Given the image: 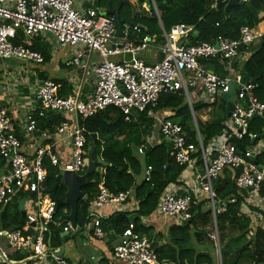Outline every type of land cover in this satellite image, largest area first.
<instances>
[{
	"label": "built area",
	"instance_id": "2783aa9c",
	"mask_svg": "<svg viewBox=\"0 0 264 264\" xmlns=\"http://www.w3.org/2000/svg\"><path fill=\"white\" fill-rule=\"evenodd\" d=\"M152 9L159 15L155 0L143 4L145 12L150 14ZM115 31L114 16L105 9L85 6L76 0H0V60L44 64V55L34 50L33 45L39 37L48 42L52 37L62 47H80L66 59L65 67L79 69L94 84L91 92L80 90L64 97L60 94V85L53 79L37 80L33 90L30 85L28 95L35 98L37 105L24 108L19 124L9 108L0 103V156L6 159V169L0 174V208L21 192L35 195L26 206V220L21 227L13 231L0 229L11 247L29 251L23 264H76L63 254L58 255L59 249L54 251L46 242L49 223H57L56 202L46 187L48 169L52 166L58 170L85 172L88 132L83 122L109 107L118 108L127 121L135 113L143 112L154 118L162 138L170 146L169 155L176 162L189 166L195 159L201 160L203 174L198 175L195 187L187 190L182 184L171 185L160 195L155 211L149 216L150 222L163 216L173 224L186 223L193 217V198L202 200L203 197L212 210L218 238L216 216L226 209V202L218 201L214 181L230 169L236 186L245 192L241 212L252 219L249 236L254 235L257 226L264 228V196L260 193L264 181V167L260 165L264 163L254 158L264 152V143L249 147L245 155L238 152L235 143L246 136L254 144L258 140L259 134L252 132L250 126L252 119L264 115V101L255 94L256 84L244 81L232 68L236 59L241 61L243 51L249 54L246 50L263 36V31L257 26H243L238 38L219 35L211 42L193 44L190 37L195 34V27L176 24L164 31L163 43L154 49L156 59L150 62L143 57L152 47L150 35L141 41L131 40L129 33L139 32L140 27L126 26V36L114 42ZM85 48L98 55L95 63L85 59ZM160 51L164 58L158 62ZM127 53L132 54L131 60L125 59ZM215 57L226 61L230 75L220 76L203 63ZM23 70L18 72L22 74ZM25 81L28 82V76ZM231 82L239 88L237 102L223 134L213 138L211 144H204L195 116L198 144L188 140L182 124L154 110L164 93L182 92L191 108L195 97L214 104L228 91ZM49 112L63 118L54 129L40 125L39 119ZM60 146L69 148V160H63ZM152 171V166L146 167L143 178L149 181ZM131 199L132 206L138 207L134 188L114 192L102 179L91 207L93 216L87 225L95 237H106L100 210L110 205L119 209ZM237 199L233 196L229 202ZM72 230L68 222L64 231ZM113 255L121 264H174L160 259L152 239L136 232L132 226L119 235ZM216 261L222 264L219 242Z\"/></svg>",
	"mask_w": 264,
	"mask_h": 264
},
{
	"label": "trees",
	"instance_id": "16d2710c",
	"mask_svg": "<svg viewBox=\"0 0 264 264\" xmlns=\"http://www.w3.org/2000/svg\"><path fill=\"white\" fill-rule=\"evenodd\" d=\"M119 0H96L94 7L105 9L115 8ZM148 0H137L138 6L143 10V4ZM157 8L166 31L176 24L193 25L197 33L191 35L190 42L193 44L211 42L219 35L229 38H238L243 26L254 27L264 20V0H238V3L225 11L227 1L220 8L214 7L216 0H155ZM149 14L143 10L138 14L136 21L144 26L137 33H129V39L141 41L146 35L153 36L157 32V39H164L162 30L152 28L158 22L157 13L152 9ZM120 19L125 23L132 15L131 6L123 3L120 9ZM146 27V28H145ZM20 43V41H18ZM52 44L43 38H37L33 49L44 55L45 62L51 60ZM249 56L244 61L236 62L232 68L239 72L244 81H256L255 94L264 101V34L260 40L248 47ZM210 70L220 76L229 73L226 61L219 57L203 60ZM60 85V94L64 97L73 93L74 85L65 79H55ZM212 108L211 118L208 121L197 120L198 128L205 145L221 136L226 128L228 119L226 101L208 104L195 102L193 110L199 112L203 109ZM163 109L175 111L170 117L183 125L188 133V140L198 144L197 131L194 125V116L191 107L182 92L164 93L159 98L155 111ZM63 118L60 114L46 113L39 119L42 127L52 129L58 125ZM83 124L87 129L85 149L90 144L92 133H103L109 137L105 141H97L95 156H101L109 163V166L101 165L100 170L90 173L89 183L83 188L86 197L78 203V230L77 235L84 236L87 225L91 221V207L99 192L100 183L105 179L106 186L114 191H126L135 189V198L139 200V207L135 210L114 211L107 218H102V226L106 236L116 240L128 227L132 226L136 232L147 235L152 239L153 247L156 249L160 259H165L174 264H217L216 256L211 251L199 250L194 242L214 247L215 240L211 232L214 230V217L206 199L197 200L193 198L192 213L190 221L172 224L168 233L157 231L153 223H146L144 219L155 211L160 195L171 185L179 183V178L185 169V165L176 162L170 157L169 144L163 139L162 142L146 148V137L152 134L154 119L147 116L146 112L138 113L137 118L127 121L123 113L116 107H109L96 115L87 118ZM264 117L259 116L252 119L250 130L259 133L264 138ZM238 152L245 155V151L252 145V139L248 136L235 140ZM139 149L143 150L139 153ZM258 163H264V153L254 157ZM6 163V159L0 156V167ZM201 163V160H198ZM152 166V177L149 181L139 179L146 167ZM59 170L49 167L46 181L47 190L56 183ZM84 173V172H83ZM218 201L226 202V209L216 216L217 234L220 243L222 264H264V228L259 225L255 233L249 236L252 227V219L241 212L245 200V192H241L236 186L234 173L226 169L222 176L214 181ZM66 189L58 188V195L62 197ZM261 195L264 196V181L261 187ZM20 193L12 198L5 207L0 210V228L9 229L19 227L25 223L19 209L20 201L26 196ZM236 196L237 202H229ZM66 207H61L55 214V222L49 223L46 233V242L56 250L69 237H62L61 233L67 223H58L60 215ZM68 211L70 210L67 207ZM264 216V211L262 212ZM60 251V249H59ZM59 251H56L58 253ZM28 257L25 250H16L9 259L20 262ZM106 261V259H104ZM0 264H10L2 262ZM77 264H82L78 262Z\"/></svg>",
	"mask_w": 264,
	"mask_h": 264
},
{
	"label": "crops",
	"instance_id": "0c3cea01",
	"mask_svg": "<svg viewBox=\"0 0 264 264\" xmlns=\"http://www.w3.org/2000/svg\"><path fill=\"white\" fill-rule=\"evenodd\" d=\"M76 1L77 3H80L85 6H94V3L96 2V0H76ZM130 1L133 4L135 3L134 5L136 7L138 6L137 0H130ZM157 16H158V22L154 23L152 28L155 29V32H156L157 27H158L160 30H162V35L164 37V31H166V29L163 25L160 12H159V15ZM257 28L263 31V34H264V20H262L257 25ZM150 37L153 40L151 44L152 47L149 49L148 52H145V54L150 55L151 57L150 60H147L148 58H145L143 55V57L148 62L154 61L156 59V56L154 55V49L155 47H158L163 43V40L159 42V40L157 39V32L153 36H150ZM258 41H256L255 43H257ZM50 43L52 44V47H51L52 58L50 61L45 62L44 64L26 65V63H22L16 59L0 60L1 62L0 63V103L5 104L9 108V112L17 124H19L20 121L23 120L24 108L27 109V108L35 107L37 105L35 98H33L32 96L30 97L28 96L30 94V88L32 90L34 89L35 83L37 80L43 81L46 79H53L55 81V79H65L66 81L74 85L73 93H71L70 95H75L76 92L80 90L84 93L91 92L94 88L93 81L89 77V75L87 76V74L85 73L86 75L84 76L81 73V71L77 68H66L65 67L64 62L66 61V59H69L70 57H72L74 53L80 49V47H70V46L62 47L58 45L52 39V37H51ZM246 51H248V49ZM241 55H242L241 61L246 60L249 56V54L245 53L244 51L242 52ZM85 59L90 60L91 63H95V61L98 60V55L95 52L87 51ZM236 60L239 61L240 58ZM22 69L24 70L22 74H20L18 71ZM28 69L30 70L29 73H28ZM64 70L66 71V73L64 72L65 74L61 76L60 72ZM230 74L231 72L229 71V73L226 75H230ZM27 76H28V82L25 81V78ZM221 99H223L222 96L219 97L216 103H219ZM199 101H200L199 98L197 97L194 98V103L199 102ZM226 105H227V102H226ZM191 110L196 120H201V121H208L212 116L211 113L213 112L211 111L212 110L211 107L208 109H203L199 112H195L193 108H191ZM155 112L156 114L157 113L164 114L165 116H168V117H173L175 115V111H171L167 109H163L161 111H155ZM137 114L138 113H135L132 118L136 119ZM263 130H264V126H263ZM162 140L163 138L159 131L158 124L154 119L152 134L146 137V143L148 142L152 146V145L162 142ZM98 141H105V140H98ZM211 143H212V140H211ZM260 143H264V138L259 137L258 140L255 142V144L252 143L251 146L253 145L257 146ZM144 145L146 144H143V146ZM58 149L63 157V160H66V161L69 160L70 158L69 148L60 146L58 147ZM139 153H142L141 149H139ZM185 166L186 167L179 178V183L177 184H182L184 188H186L187 190H191L192 188L195 187V182L197 180V177L199 174H202L203 168H202L201 163H198L197 159H195V161L192 162L191 165L189 166L185 165ZM5 167H6V163L3 164L2 167H0V174L6 169ZM49 167H52V166H49ZM100 168H101V165L99 166L98 170H100ZM141 177L143 178V175ZM21 193H26L27 195L25 197H29L31 195L27 192H21ZM33 198L34 197L28 199L25 203L24 210L26 214H27L26 206ZM132 202L133 200L131 199L130 201L123 203L121 208L119 209H116V207L113 205L105 206L100 210L102 217L107 218L109 215H111L114 211H117V210L131 211V210L137 209L139 207V204L136 205L138 207H134L132 206L133 205ZM6 205L4 204L2 206L5 207ZM65 211L69 212L67 207L64 209L63 212ZM144 222L149 224L150 217L145 218ZM151 223H153V225L157 228V231H162L164 233H168L170 226L173 224L169 218H165L163 216L156 217ZM117 242H118V238L114 240L108 236L104 238L95 237V235L92 232V229L90 227H87V230L84 232V236L77 235V232L73 230L70 231L68 239L62 245H60L57 249H61V247L64 246L65 249H64L63 256L70 259L72 262H75L76 264L78 262H81L83 264V262L85 261V247H89L90 250L94 253L96 252L99 253V258H100L98 261L99 264H121L117 259L114 258V255H113V248ZM16 250H20V249H15L14 247H11L9 245L8 238L3 233L0 234V263L10 261L12 262L11 264H23L24 260L20 262H16L14 260L9 259V256L13 254ZM25 251L28 254L29 251L28 250H25ZM104 259H106V261Z\"/></svg>",
	"mask_w": 264,
	"mask_h": 264
},
{
	"label": "water",
	"instance_id": "95a60500",
	"mask_svg": "<svg viewBox=\"0 0 264 264\" xmlns=\"http://www.w3.org/2000/svg\"><path fill=\"white\" fill-rule=\"evenodd\" d=\"M227 1V4L225 6V11L228 12L229 8L236 5L238 3V0H216V4L214 7L220 8L221 4ZM123 3H128L131 6L132 9V15L129 17L127 22H123L120 19V9ZM149 3V2H148ZM108 14L114 16L115 18V36L113 38L114 42H117L118 40L124 38L126 36L125 28L126 26L131 27H143L142 24H139L136 21V17L138 14H143V10L139 11L137 10V7L130 1V0H119L116 7L113 9H109ZM146 28V27H145ZM195 33H197V30H195ZM88 51L89 49L86 48ZM90 51V50H89ZM132 54L127 53L125 55L126 60H131ZM164 58V53L162 51L159 52L157 61L161 62ZM236 63L234 64V66ZM250 82L253 84H256V81L253 79ZM239 93V88L236 86L234 82H231L229 85L228 91L224 92L222 97L227 102L226 110L228 117L231 116L232 111L235 108V103L237 102V97ZM113 135L106 137L103 135V133H92L90 136V144L87 147V157H86V170L84 173H78L76 171L71 170H64L60 169L57 176H56V183L51 188L50 193L52 195V198L56 202V211L57 213L61 207H69V212L65 211L63 212L59 219L58 223H68L71 222V226L73 231L77 232L78 230V203L80 200L84 199L86 197V192L83 190V188L89 183V175L92 172H95L98 170L100 165L103 166H109V163L105 161L101 156H95V150H96V143L98 140H108L109 138H112ZM254 143V141H252ZM150 143H146L145 149L150 148ZM255 155V153H253ZM262 168L264 165H260ZM203 174V171H202ZM60 186H63L66 191L62 197L58 195V188ZM34 197V194L32 193L29 197H25L20 201L19 209L22 210L23 217H26V212L24 210L25 203L28 199ZM18 227L9 228V231H13ZM69 232L64 231L61 233L62 237L68 236ZM65 247L62 246L60 251L57 253L58 255H62L64 253ZM99 253L92 252L89 247H85V261L83 264H99ZM8 263H12L8 261Z\"/></svg>",
	"mask_w": 264,
	"mask_h": 264
},
{
	"label": "rangeland",
	"instance_id": "374dc122",
	"mask_svg": "<svg viewBox=\"0 0 264 264\" xmlns=\"http://www.w3.org/2000/svg\"><path fill=\"white\" fill-rule=\"evenodd\" d=\"M135 4V3H134ZM150 7V4L148 5V8ZM137 10H139V11H142L141 10V8H140V6H137ZM144 57L145 58H148L147 60H150V55L149 54H145L144 55ZM1 63V62H0ZM229 71V70H228ZM66 73V71L64 70V71H62V72H60V75L61 76H63L65 73ZM142 177H140L139 179H141ZM201 199H203V197H201ZM211 234H212V237H213V239L215 240V246L214 247H210V246H205V245H201V244H198V243H196V242H194V244L196 245V247L199 249V250H207L208 249V251H211L212 253H214L215 254V256H216V251H217V243L219 242V239L217 238V235H216V232H215V230H213L212 232H211Z\"/></svg>",
	"mask_w": 264,
	"mask_h": 264
}]
</instances>
